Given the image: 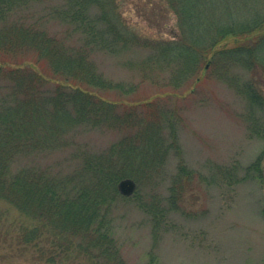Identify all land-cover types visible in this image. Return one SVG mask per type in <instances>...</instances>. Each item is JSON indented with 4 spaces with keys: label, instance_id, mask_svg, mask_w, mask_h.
Segmentation results:
<instances>
[{
    "label": "trees",
    "instance_id": "trees-1",
    "mask_svg": "<svg viewBox=\"0 0 264 264\" xmlns=\"http://www.w3.org/2000/svg\"><path fill=\"white\" fill-rule=\"evenodd\" d=\"M163 1L176 16L178 34L171 40L140 38L124 22L117 0H0V201L23 218L18 246L23 252L40 246L46 264L63 261L67 253L124 264L112 215L123 197L119 185L124 180L141 188L155 185L171 149L178 150L167 119L165 126L148 122L136 140L124 139L106 152L79 150L77 166L38 163L68 147L74 138L67 134L82 124L120 128L133 122L119 116L104 94L128 97L140 84L106 78L97 55L141 48L144 58L124 66L136 70L142 83L173 89L198 76L206 62L223 68L220 75L227 80L234 66L264 68V34L245 39L264 28V0ZM229 37L241 42L219 49ZM20 61L32 64L21 67ZM246 89L264 111L263 98L252 86ZM165 128L174 140L168 145ZM190 174L180 166L170 187L172 204L175 185Z\"/></svg>",
    "mask_w": 264,
    "mask_h": 264
},
{
    "label": "rangeland",
    "instance_id": "rangeland-1",
    "mask_svg": "<svg viewBox=\"0 0 264 264\" xmlns=\"http://www.w3.org/2000/svg\"><path fill=\"white\" fill-rule=\"evenodd\" d=\"M117 5L126 25L140 38L171 40L178 34L176 16L163 0H117ZM263 34L264 28L245 39L255 41ZM239 42L229 37L218 48ZM145 54L135 48L95 58L106 78L140 84L137 93L128 97L114 91L104 94L119 116L133 119L130 126L82 124L67 132L74 138L68 147L45 154L38 163L74 167L79 164L74 157L79 150L106 152L124 139L136 140L148 122L165 126L171 119L178 150L171 149L163 175L155 185L142 188L132 180L135 190L121 192L123 197L113 206L114 237L124 264H264V111L246 91L247 85L252 86L264 100V68L234 66L227 80L221 78L223 68L206 62L198 76L173 89L142 83L136 70L124 66ZM162 133L169 139L166 145L174 141L169 129ZM256 162L258 169L252 168ZM181 165L192 174L175 185L174 205L170 187ZM22 220L18 211L0 201V264H46L40 246L27 252L18 246L15 237ZM72 254L55 264H101Z\"/></svg>",
    "mask_w": 264,
    "mask_h": 264
},
{
    "label": "water",
    "instance_id": "water-1",
    "mask_svg": "<svg viewBox=\"0 0 264 264\" xmlns=\"http://www.w3.org/2000/svg\"><path fill=\"white\" fill-rule=\"evenodd\" d=\"M119 189L123 193H132L135 190V183L132 180H124L120 183Z\"/></svg>",
    "mask_w": 264,
    "mask_h": 264
}]
</instances>
